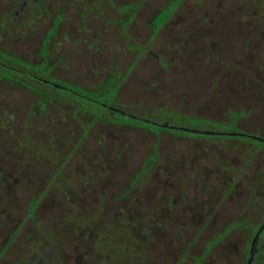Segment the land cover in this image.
<instances>
[{
  "label": "flooded vegetation",
  "instance_id": "obj_1",
  "mask_svg": "<svg viewBox=\"0 0 264 264\" xmlns=\"http://www.w3.org/2000/svg\"><path fill=\"white\" fill-rule=\"evenodd\" d=\"M165 30L168 60L149 48ZM261 52L264 0H0V90H11L0 91V264H248L264 222L263 209L254 223L264 165L255 167L253 154L264 148V131L180 125L117 93L142 56H152L162 71L219 74L213 85L244 73L239 94L252 98L264 89V78L251 75L264 73ZM110 72L118 74L109 80ZM77 73L93 79L77 81ZM14 89L34 98L13 97ZM47 98L80 104L90 117L80 109L45 117ZM98 120L229 136L245 168L223 150L205 160L154 147L142 158L144 150L96 128ZM165 121L219 133L156 124ZM250 264H264V228Z\"/></svg>",
  "mask_w": 264,
  "mask_h": 264
},
{
  "label": "rangeland",
  "instance_id": "obj_2",
  "mask_svg": "<svg viewBox=\"0 0 264 264\" xmlns=\"http://www.w3.org/2000/svg\"><path fill=\"white\" fill-rule=\"evenodd\" d=\"M149 11V9H144L141 16L143 18L149 17ZM167 34V30H165L158 37L157 44L154 46L152 45V47L149 46V48L154 49L157 55L163 60H168L169 58V48L166 44L170 39ZM140 36L141 43L145 44L148 36V28H146L144 24H142ZM241 44L242 43L238 41V45L240 46ZM255 53L259 54V50H256ZM261 54L264 56V52H261ZM151 57L142 56L141 67L136 71L125 74L124 80L121 82L117 97L123 100L127 106L133 108L137 107L139 111H146L147 113H156L158 117H166L170 121L180 125L211 126L221 132L238 131L241 128L252 130L253 132L256 130L264 131V89L259 88L254 90V92H259V94H253L252 98H247V96L245 97L239 94V90L249 79L248 75L244 73H228L226 79H228L229 82H227V84L225 83L222 85L216 83L213 85L215 76L219 74L216 75L215 73H211L209 75L197 71H162L157 66L158 62ZM240 58L241 57L238 56V60ZM180 63H182V60ZM116 74L118 73L110 72L109 80ZM63 75L64 74H60L62 77ZM251 75H253V78L256 76L264 78V73L261 72H254ZM74 76H76L77 81L82 82H90V80L93 79L91 74L88 73H77L74 74ZM101 77V74H98L95 76L94 80L100 82ZM100 84L101 83H98L96 85L97 87H94L99 93L105 90L101 88ZM98 86L100 87L98 88ZM0 91L4 94L7 93L6 91L10 92L11 90L1 89ZM13 91L17 93L16 95L13 93V97L15 96L23 99L24 96H29V99L34 98V94L30 91L28 93L27 91H17L16 89ZM110 94L111 93H104L102 98L108 99ZM202 101L205 102L206 105H202ZM80 107V104H62L47 98L44 116L57 117L62 109L64 111L80 109L79 113L81 117L84 118V120H88L90 116L87 114H89V112L87 109ZM238 110L244 111L243 114L239 115V118L234 114V112ZM14 112L21 113L22 110L20 107H14ZM31 123H36V120L31 121ZM69 124L73 125V127L76 126L75 122H72V124L69 122ZM69 124L68 127H70ZM94 125L98 129H108L111 133H123L126 143L132 146H138L145 151V153H142V158L147 157L149 151L154 147L158 150L172 147L174 150L186 149L197 151L205 160H213L214 151L223 150L228 157H233L238 167L242 166V168H245L244 152H232V149L230 150V148H228V146L232 148L236 147V142H234L232 138H229V136H205L202 134L167 131L158 129L154 126L149 127L142 123L130 122L116 124L112 122L106 123V121L103 123L101 120H98L94 122ZM51 127H53V125H51ZM76 128L79 127L76 126ZM253 154L254 166L262 167V164L264 165V148L253 147ZM263 209L264 194L258 196L255 200V224Z\"/></svg>",
  "mask_w": 264,
  "mask_h": 264
},
{
  "label": "water",
  "instance_id": "obj_3",
  "mask_svg": "<svg viewBox=\"0 0 264 264\" xmlns=\"http://www.w3.org/2000/svg\"><path fill=\"white\" fill-rule=\"evenodd\" d=\"M123 114H128L126 112H122ZM156 124L163 126V127H169V128H176V129H180V130H187V131H191V132H197V133H205V134H217L219 132L214 131V130H209V129H198V128H189V127H183V126H177V125H170L167 121L162 122V123H157ZM220 133H226V134H239L238 132H220ZM256 138L261 139L260 137L257 136H253ZM263 140V139H262ZM264 228V222L261 225V227L258 229V231L255 234V237L253 239L251 248H250V252H249V259H248V264L251 263L255 252H256V245H257V241H258V236L259 233L262 231V229Z\"/></svg>",
  "mask_w": 264,
  "mask_h": 264
}]
</instances>
